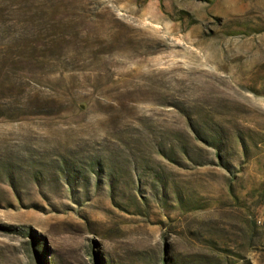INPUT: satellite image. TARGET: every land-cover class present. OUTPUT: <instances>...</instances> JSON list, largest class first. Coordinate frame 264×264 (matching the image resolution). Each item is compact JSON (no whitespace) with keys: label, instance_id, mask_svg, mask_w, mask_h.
<instances>
[{"label":"rangeland","instance_id":"1","mask_svg":"<svg viewBox=\"0 0 264 264\" xmlns=\"http://www.w3.org/2000/svg\"><path fill=\"white\" fill-rule=\"evenodd\" d=\"M0 264H264V0H0Z\"/></svg>","mask_w":264,"mask_h":264}]
</instances>
